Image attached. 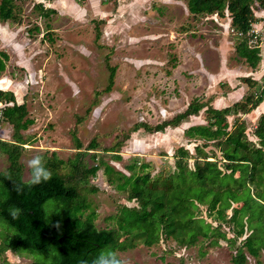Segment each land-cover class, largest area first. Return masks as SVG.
<instances>
[{"label": "rangeland", "instance_id": "1", "mask_svg": "<svg viewBox=\"0 0 264 264\" xmlns=\"http://www.w3.org/2000/svg\"><path fill=\"white\" fill-rule=\"evenodd\" d=\"M15 4L20 22L0 23V49L8 55L0 85L10 82L6 91L12 92L16 104L24 103L27 117L34 121L20 131L23 144L18 162L23 181L28 175L26 160L36 152L46 159L54 153L65 163L69 161L59 170L61 174L71 171L70 163L82 152L85 169L104 162L128 176L126 166L136 164L139 174L138 166L144 162L149 164L146 171L151 178H156L175 172L176 151L181 147L191 155L186 162L193 169L194 147L204 143L188 138L184 131L197 119L177 127L164 123L183 112L193 99L209 105L215 97L227 98L239 91L241 78H259L264 72L263 33L253 42L260 48L261 60L252 70L234 52L236 37L227 12L223 17H194L183 0H109L107 4L84 0L80 6L74 0H15ZM39 4L55 13L41 15ZM254 6L255 19L263 24L262 5ZM111 67L114 75L106 90ZM252 91L245 85L244 91L231 94L228 104ZM262 105L254 115L229 117V126L245 122L246 139L256 142L252 132ZM203 112L206 117L207 111ZM12 134L11 125L1 120L0 140L14 142ZM202 150L208 161H217L224 171L225 161L215 143ZM8 166L7 156L0 153V172ZM75 186L78 201L95 212L98 230L115 228L109 217L121 206L137 207L127 192L108 184L102 168ZM56 205L54 199L45 202V221L61 226V207ZM199 209L215 227L214 219L206 218L205 207ZM221 231L217 245L209 244L210 237L180 246L162 235L156 244L139 240L133 248L116 252L131 264H232L247 232L236 239L226 225H221ZM14 233L0 219V244L4 235ZM241 248L245 264H264V250L257 261ZM48 254L6 251L0 253V264H52Z\"/></svg>", "mask_w": 264, "mask_h": 264}, {"label": "trees", "instance_id": "2", "mask_svg": "<svg viewBox=\"0 0 264 264\" xmlns=\"http://www.w3.org/2000/svg\"><path fill=\"white\" fill-rule=\"evenodd\" d=\"M74 1L80 6L84 0ZM183 1L188 13L194 17L213 14L223 17L227 12L229 27L236 37V56L252 70L257 68L261 60L260 48L250 43L253 37L250 31L252 25L259 21L255 19L254 5H262L260 8L264 10V0ZM108 2L100 0L101 4ZM39 8L45 17L55 13L50 8L42 9L41 5ZM19 11L15 0H0V23H19ZM7 61L8 55L0 49V75ZM114 70V67L110 68V84L106 90L112 84ZM242 80L253 91L232 105L216 109L193 99L183 112L164 123L165 126L177 127L206 107V123L190 126L184 131L188 138L204 143L194 147L197 158L193 169H189L186 162L192 158L191 155L181 147L176 151L175 172L156 178H151L146 171L149 164L144 162L138 166L139 174L135 172L136 164L126 166L128 176L104 162L101 166L85 169L82 152H77L70 163L71 171L61 174L59 170L69 161L65 163L52 153L51 158L46 159L52 178L21 193L15 190V185L23 182L22 166L18 162L23 144L20 131L27 130L34 121L27 117L24 103L16 104L12 92L0 90V102L7 104L2 110V121L11 125L14 140H0V153L5 154L9 162L6 170L0 172V219L15 232L3 236L0 253L42 250L51 255L52 264H91L92 258L101 250L126 251L139 240L156 244L162 235L180 246H190L199 238L207 240L210 237L213 238L209 244L217 245L218 238L223 237L221 225L224 224L236 239L247 232L231 263L245 264L246 255L241 247L258 261L260 252L264 250V113L259 115L252 132L256 142L246 139L245 122H233L232 130H229L227 119L248 115L264 102V76L260 82L251 77ZM210 142L219 148L225 161L224 171L218 167L217 161H208L202 150ZM89 146L94 148L95 144ZM100 168L108 184L119 192H127L128 200H135L137 207L121 206L115 216L109 217L115 228L98 230L95 212L78 201L79 191L75 185L88 176H94ZM50 199L61 207V226L45 221L43 205ZM202 206L205 207L206 218L217 223L215 227L201 216L199 207ZM14 207L22 209L17 220L9 214Z\"/></svg>", "mask_w": 264, "mask_h": 264}, {"label": "clouds", "instance_id": "3", "mask_svg": "<svg viewBox=\"0 0 264 264\" xmlns=\"http://www.w3.org/2000/svg\"><path fill=\"white\" fill-rule=\"evenodd\" d=\"M26 168L28 170L27 178L21 184L15 185V190L18 193L45 183L52 178V173L46 165V158L40 152H36L26 160ZM21 212L22 209L14 207L9 214L13 220H17ZM84 264H87V262H84ZM91 264H131V261L118 252L108 249L101 250L95 255L91 260Z\"/></svg>", "mask_w": 264, "mask_h": 264}, {"label": "crops", "instance_id": "4", "mask_svg": "<svg viewBox=\"0 0 264 264\" xmlns=\"http://www.w3.org/2000/svg\"><path fill=\"white\" fill-rule=\"evenodd\" d=\"M264 71V70H263ZM253 74L254 73H251L250 75H252L253 76ZM264 76V72L262 73V75L259 77V78H257V77H253L252 79H254V80H256V81H259L260 82V80H261V78ZM243 78H246V77H243ZM241 81H242V85L240 86V88H239V91H244V89H245V85H247L246 83H244L243 82V80H242V78H241ZM241 83V82H240ZM244 84V85H243ZM8 87V88H4V87ZM9 87H10V82L9 81H7V85H0V90H2V91H6V90H9ZM238 90L237 91H235V92H232V93H236V92H239ZM231 93V94H232ZM14 94L16 95V101H18V99H17V94H18V92L17 91H14ZM231 94H229L228 95V97L226 98V97H224V96H218V97H215V98H213L212 99V101L209 103V105L211 106V107H213V108H216V109H221V108H224V107H227V106H230V105H232L233 103H235V102H237V101H239V99L238 100H234V102L232 103V104H228L229 103V100H231L232 98V96H231ZM207 94H205V96H206ZM242 97V96H241ZM208 98V97H207ZM217 101H219V106H216V102ZM201 102H203L202 100H201ZM207 102V101H206ZM188 104H189V102H188ZM187 104V105H188ZM224 104V105H223ZM261 104H263L262 106H263V110H261L260 112H259V115L261 114V113H264V102H262ZM187 105L185 106V109H186V107H187ZM203 110H206V107L204 108V109H202V111ZM201 110L199 111V113H198V115H191V116H189L187 119H185V120H183L181 123H189L188 121L190 120V119H193V118H195V119H199V121L200 120H203L202 119V115H203V117H204V112L201 114V112H202ZM248 115H254V111H252L251 113H249ZM197 120L196 121H194V122H191V126H198V125H202V123L204 124L205 122H197ZM203 121H205V120H203Z\"/></svg>", "mask_w": 264, "mask_h": 264}, {"label": "built area", "instance_id": "5", "mask_svg": "<svg viewBox=\"0 0 264 264\" xmlns=\"http://www.w3.org/2000/svg\"><path fill=\"white\" fill-rule=\"evenodd\" d=\"M260 19H264V11H263ZM262 22H263V24H259V23H261V20H260V21H258V23L252 25V29H251L250 33L253 34V37H252V40H250V43L254 44L253 43V42H255L254 39L258 37L260 32L263 33V36H264V21H262ZM5 106H7L6 103L0 102V121L2 120V110L4 109Z\"/></svg>", "mask_w": 264, "mask_h": 264}]
</instances>
